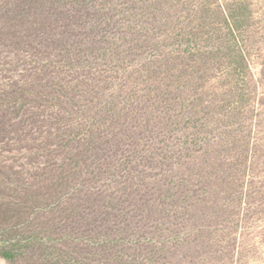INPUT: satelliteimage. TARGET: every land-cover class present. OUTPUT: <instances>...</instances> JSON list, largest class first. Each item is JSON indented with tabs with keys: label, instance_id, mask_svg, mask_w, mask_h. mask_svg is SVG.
Returning <instances> with one entry per match:
<instances>
[{
	"label": "trees",
	"instance_id": "1",
	"mask_svg": "<svg viewBox=\"0 0 264 264\" xmlns=\"http://www.w3.org/2000/svg\"><path fill=\"white\" fill-rule=\"evenodd\" d=\"M10 3L9 22L22 26L10 36L71 67L115 72L110 86L87 89L81 101L62 90L52 96L85 121L82 136L21 191L55 235L50 263L198 264V248L211 243L196 231H206L198 220L209 218L214 183L201 181L212 164L200 137L208 121L193 100L200 49L167 27L177 16L161 0Z\"/></svg>",
	"mask_w": 264,
	"mask_h": 264
},
{
	"label": "rangeland",
	"instance_id": "2",
	"mask_svg": "<svg viewBox=\"0 0 264 264\" xmlns=\"http://www.w3.org/2000/svg\"><path fill=\"white\" fill-rule=\"evenodd\" d=\"M10 1L0 0V264H51L55 235L39 226L44 218L26 209L21 191L82 136L85 121L52 96L62 90L81 101L87 89L110 86L115 72L71 67L64 56L10 36L22 28L7 18ZM161 3L177 16L167 27L200 49L192 99L208 121L200 137L210 143L212 173L201 181L214 186L206 194L209 218L198 220L206 231H196L211 243L198 248L197 262L264 264V0Z\"/></svg>",
	"mask_w": 264,
	"mask_h": 264
}]
</instances>
